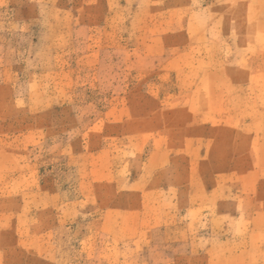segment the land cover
I'll return each instance as SVG.
<instances>
[{
  "label": "rangeland",
  "instance_id": "374dc122",
  "mask_svg": "<svg viewBox=\"0 0 264 264\" xmlns=\"http://www.w3.org/2000/svg\"><path fill=\"white\" fill-rule=\"evenodd\" d=\"M0 264H264V0H0Z\"/></svg>",
  "mask_w": 264,
  "mask_h": 264
}]
</instances>
